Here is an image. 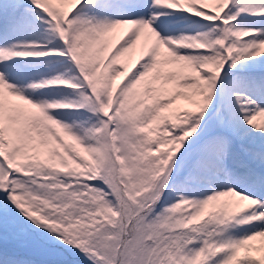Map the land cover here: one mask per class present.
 I'll list each match as a JSON object with an SVG mask.
<instances>
[{"label":"snow or ice","instance_id":"snow-or-ice-1","mask_svg":"<svg viewBox=\"0 0 264 264\" xmlns=\"http://www.w3.org/2000/svg\"><path fill=\"white\" fill-rule=\"evenodd\" d=\"M264 0H0V264H264Z\"/></svg>","mask_w":264,"mask_h":264},{"label":"rangeland","instance_id":"rangeland-1","mask_svg":"<svg viewBox=\"0 0 264 264\" xmlns=\"http://www.w3.org/2000/svg\"><path fill=\"white\" fill-rule=\"evenodd\" d=\"M256 122H257L258 124L264 123V118H259Z\"/></svg>","mask_w":264,"mask_h":264}]
</instances>
